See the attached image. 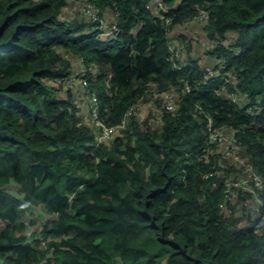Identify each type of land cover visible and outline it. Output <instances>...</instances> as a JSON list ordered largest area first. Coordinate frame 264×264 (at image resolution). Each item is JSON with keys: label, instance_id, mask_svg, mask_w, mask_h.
Listing matches in <instances>:
<instances>
[{"label": "trees", "instance_id": "16d2710c", "mask_svg": "<svg viewBox=\"0 0 264 264\" xmlns=\"http://www.w3.org/2000/svg\"><path fill=\"white\" fill-rule=\"evenodd\" d=\"M163 1L0 0V264H264V185H236L264 182V0ZM194 22L216 75L175 54ZM73 57L110 137L84 120Z\"/></svg>", "mask_w": 264, "mask_h": 264}, {"label": "rangeland", "instance_id": "374dc122", "mask_svg": "<svg viewBox=\"0 0 264 264\" xmlns=\"http://www.w3.org/2000/svg\"><path fill=\"white\" fill-rule=\"evenodd\" d=\"M90 5H92V4L91 3L87 4V6L84 7L83 12L88 11V10H86V8L89 9ZM92 6H94V5H92ZM81 7H82V4H81ZM79 10L80 9H78L77 6L73 5V6L68 7L64 10V16L67 17L68 19H73V18L79 16V14L80 15L84 14L82 11H79ZM182 33L185 35L186 34H188V35H186L185 37L184 36L181 37ZM172 36H174L178 39L176 45H179L183 48L181 55H179L175 52V54L178 55L179 58H183V60H186L189 57V54H191V53L196 54L201 59V61L207 65V67H212V64H209V62L206 63L204 60L205 55H207V54H206V51L203 49V47L201 48V45L204 46L203 44L207 41H206L205 36L203 35V32L201 30V26L197 22H194L189 26L186 25L184 27L182 25H179L176 29H174V33ZM189 42L191 43L192 47L194 46L195 52L194 51L190 52L187 50L189 48ZM205 45L207 46L208 43H205ZM174 50H176V49H174ZM71 59H72L73 65L75 67V71L73 73V76L69 80V84L71 82L77 83L74 85L75 88H79L82 90L84 85H83V83L80 82L79 74H80V71L84 72L85 64L83 63V60L81 58L76 59L75 57H73ZM81 63H82V65H81ZM81 74H83V73H81ZM80 104H82V102ZM87 109L88 110H86V112L88 111V113H89V111H90L89 105H88ZM85 116H86V114H85ZM84 120L86 121V118H84ZM229 161H232L235 163V161L231 158H229ZM222 162H223L222 164H225L224 159H222ZM6 189L9 192L13 193L14 195L21 196L20 187L15 182L8 184L6 186ZM29 212L31 214H30V216H27V220L30 221L33 228H38L42 224H45V222L49 218L45 212L44 207H32Z\"/></svg>", "mask_w": 264, "mask_h": 264}, {"label": "built area", "instance_id": "2783aa9c", "mask_svg": "<svg viewBox=\"0 0 264 264\" xmlns=\"http://www.w3.org/2000/svg\"><path fill=\"white\" fill-rule=\"evenodd\" d=\"M151 2L155 5L156 7V11L161 14L163 11H167V6L165 4V2L163 0H151ZM88 9V8H87ZM89 13L92 15L94 20H99L101 22L100 27H104L106 28L105 32L103 34H110L112 31L115 30L116 32V26H113L112 28H108V24L102 19L100 18L97 14L98 11L97 9L90 5L89 9H88ZM198 18L202 19L203 21L207 20L209 18V14L206 10L201 9L199 11L198 14ZM167 21H170L169 18L166 19ZM179 52V50H178ZM177 52V53H178ZM208 71H209V75H216L217 71H215L212 67H208ZM83 73V74H81ZM85 76V70L84 72L80 71L79 77H80V82L83 83L84 85V89L88 90L91 92V102L89 104L90 106V114L92 116V118L96 121V123L98 125H102L103 126V133L102 136L103 137H110L112 135V133L115 130L114 126H108L106 124H103L100 119H99V99H98V95L96 92L91 91L90 89H88L87 87V81ZM190 89V86H187V90ZM167 98L170 100V108L173 107V94H166ZM135 111V109L132 107L129 111L128 114H132ZM215 132L213 133V136L215 137V139L217 140V138L219 139V134ZM221 139H224L223 137H221ZM225 146L223 147L222 152L225 153V155L231 159H233L235 162H241L242 164H244V161L241 159V157L239 156L238 150H239V144L237 143V141L228 138L225 139ZM248 170H252L251 166H247ZM248 175L246 177H242L240 178L238 181H236V185L239 187H246L249 190L253 191V188L251 186V181H254L258 186L263 187L264 182L262 180V178L255 172L253 173H247ZM235 195V194H234Z\"/></svg>", "mask_w": 264, "mask_h": 264}, {"label": "crops", "instance_id": "0c3cea01", "mask_svg": "<svg viewBox=\"0 0 264 264\" xmlns=\"http://www.w3.org/2000/svg\"><path fill=\"white\" fill-rule=\"evenodd\" d=\"M183 26V25H182ZM184 27V26H183ZM177 28V27H176ZM175 28V29H176ZM173 35V34H172ZM173 38H175V40H176V42L178 41V39L176 38V37H174L173 36ZM179 46V45H178ZM177 46V47H178ZM194 51V50H193ZM195 52V51H194ZM193 55H196V54H193ZM197 56V55H196ZM198 57V56H197ZM205 62L207 63V62H209V61H214L213 60V58L212 57H210V59H209V56L208 55H205ZM210 64V63H209ZM75 84H77V83H73V82H71L70 83V85H72V86H74ZM75 87V86H74ZM77 89V88H76ZM79 89V88H78ZM80 90V92H82V90L85 92V93H88L84 88L81 90V89H79ZM60 95L61 96H63V93H60ZM89 96V95H88ZM85 97V96H84ZM89 104V103H88ZM88 104L87 105H85L84 106V104H82V112H83V115H84V117L86 118V123H90L91 121H90V111H89V113H88V111L86 112V110H88L87 109V107H88ZM81 105V104H80ZM85 114H86V116H85Z\"/></svg>", "mask_w": 264, "mask_h": 264}]
</instances>
